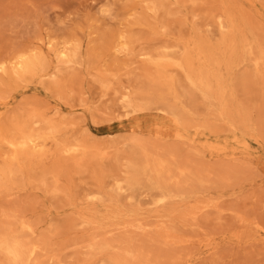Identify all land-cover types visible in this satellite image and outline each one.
<instances>
[{
	"label": "rangeland",
	"instance_id": "obj_1",
	"mask_svg": "<svg viewBox=\"0 0 264 264\" xmlns=\"http://www.w3.org/2000/svg\"><path fill=\"white\" fill-rule=\"evenodd\" d=\"M0 264H264V0H0Z\"/></svg>",
	"mask_w": 264,
	"mask_h": 264
}]
</instances>
